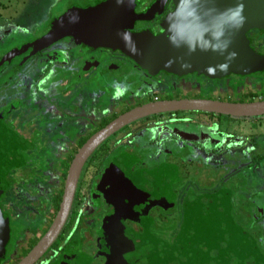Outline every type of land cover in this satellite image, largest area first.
Listing matches in <instances>:
<instances>
[{
    "label": "flooded vegetation",
    "instance_id": "flooded-vegetation-1",
    "mask_svg": "<svg viewBox=\"0 0 264 264\" xmlns=\"http://www.w3.org/2000/svg\"><path fill=\"white\" fill-rule=\"evenodd\" d=\"M99 1L78 0L68 7ZM155 1L136 0L141 11ZM162 2L151 19L131 29L160 33L161 20L174 8V0ZM9 17L0 27V48L8 45L0 56L33 39L35 32L25 21L29 16ZM8 28L23 39L3 37ZM246 36L264 56V28L250 29ZM30 51L18 50L0 63V123L17 137L16 152L22 157L5 173L0 193L9 225L0 264H18L46 233L73 158L119 115L163 100H264V69L223 77L197 71L149 75L119 51L91 48L72 38ZM238 196L264 205V114L203 109L150 114L105 137L85 159L59 234L32 264H136L142 240L175 253L190 205L208 199L223 207L226 199L238 203ZM216 209L199 208L208 217ZM116 210L129 243L110 245L108 235L99 231L103 218Z\"/></svg>",
    "mask_w": 264,
    "mask_h": 264
},
{
    "label": "water",
    "instance_id": "water-1",
    "mask_svg": "<svg viewBox=\"0 0 264 264\" xmlns=\"http://www.w3.org/2000/svg\"><path fill=\"white\" fill-rule=\"evenodd\" d=\"M162 1H155L144 11L139 10L136 0H102L86 7L73 4L52 18L44 33L1 55L0 63L9 60L18 50L31 48L30 53L34 54L61 39L72 38L91 48L105 47L119 51L149 75L159 71L172 74L197 71L208 77H223L264 69V56L250 47L246 36L250 29L264 28V0H174L173 10L161 20L160 33L131 29L136 22L148 21L160 11ZM182 109L253 116L264 114V100L241 104L212 100H163L137 106L119 115L90 138L75 155L54 220L18 264H32L59 234L71 207L81 165L99 142L138 118ZM17 143V137L0 123V193L6 184L5 173L22 163L21 155L16 152ZM203 201L201 207L215 206L208 199ZM200 206L192 204L186 211L175 253H169L165 246L157 242L142 240L136 251V260L140 262L136 264H260L256 257L243 258L234 252L222 224L218 221L210 223L209 217L199 210ZM106 228L107 232H104ZM225 228L228 229L227 225ZM122 229L123 224L116 210L103 218L99 232L108 235L110 245L129 243ZM111 230L114 232L110 233ZM8 239V219L0 208V260L4 257Z\"/></svg>",
    "mask_w": 264,
    "mask_h": 264
},
{
    "label": "rangeland",
    "instance_id": "rangeland-1",
    "mask_svg": "<svg viewBox=\"0 0 264 264\" xmlns=\"http://www.w3.org/2000/svg\"><path fill=\"white\" fill-rule=\"evenodd\" d=\"M76 1L78 0H0V22L3 23H0V27L8 24L2 21H9V14L14 20L27 15L29 17L25 21L29 27L35 29L32 35L36 37L47 30L52 18L64 12L69 4ZM11 11H15L16 14ZM23 11L24 15H22ZM10 34L15 36L13 39L15 42L23 39L17 31L10 28L2 36ZM5 46L3 49L0 48V54L5 50ZM226 200L223 207L217 200L215 206L218 210H214L212 216L207 218L210 223L218 221L222 224L224 232L227 233L229 246L234 252L239 253L238 255L243 258L256 257L258 263L264 264V205L256 202L246 203L245 198L241 197L238 198V203L231 204L228 199ZM170 223L171 221L164 224L163 229H168ZM217 230L221 231V229Z\"/></svg>",
    "mask_w": 264,
    "mask_h": 264
},
{
    "label": "clouds",
    "instance_id": "clouds-1",
    "mask_svg": "<svg viewBox=\"0 0 264 264\" xmlns=\"http://www.w3.org/2000/svg\"><path fill=\"white\" fill-rule=\"evenodd\" d=\"M238 14V13H237ZM241 24H242V18H241ZM234 55V54H233ZM226 67V66H225Z\"/></svg>",
    "mask_w": 264,
    "mask_h": 264
},
{
    "label": "trees",
    "instance_id": "trees-1",
    "mask_svg": "<svg viewBox=\"0 0 264 264\" xmlns=\"http://www.w3.org/2000/svg\"><path fill=\"white\" fill-rule=\"evenodd\" d=\"M58 199H60V197Z\"/></svg>",
    "mask_w": 264,
    "mask_h": 264
}]
</instances>
